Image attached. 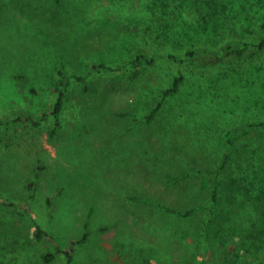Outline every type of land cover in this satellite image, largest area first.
I'll list each match as a JSON object with an SVG mask.
<instances>
[{
	"label": "rangeland",
	"instance_id": "374dc122",
	"mask_svg": "<svg viewBox=\"0 0 264 264\" xmlns=\"http://www.w3.org/2000/svg\"><path fill=\"white\" fill-rule=\"evenodd\" d=\"M91 1L86 8L85 0H0V115L20 118L0 126V199L15 205H0V264H44V253L55 244L48 239L33 242V219L63 248L86 229L90 232L74 247L73 264H145L146 257L148 264H250L249 257L264 258L263 129L258 159L245 160L251 156L246 151L228 163L219 186L220 216L209 233L202 232L203 214L213 186L184 179L193 186V199L179 185H165L169 176L194 166H217L224 153L223 126L264 119L263 73L253 90L240 94L242 98L235 97L234 90L216 93L214 86L213 92L205 93L206 84L188 82L163 100L162 90L171 85L179 68L185 75L195 71L160 57L161 52L179 48L176 40L161 36L159 44L148 42L136 21H122V12L111 7V0ZM215 1L184 0L180 22L210 24L213 33L202 38L204 44L232 37L251 40L237 28L235 6L245 2L242 9H252V16L262 20L264 0ZM124 2L130 12L140 7L139 0ZM98 18L114 24L99 26ZM106 29L124 40L119 44L123 46L100 54L97 48L111 41ZM139 52L156 54L154 65L141 67L133 61ZM94 56L108 66L124 62L126 67H104L88 82L71 77L61 125L54 131V69L66 63L71 75L84 74ZM44 67L37 79L33 72ZM20 72L26 78H18ZM205 77V72L199 74V79ZM189 99L209 102L199 105L206 114L192 110ZM211 104L223 115L208 108ZM31 117L39 123L25 121ZM246 142L253 148L258 140ZM147 198L201 209L193 217L166 223L171 233L160 229L164 221L155 213L161 211ZM63 256L50 264H66Z\"/></svg>",
	"mask_w": 264,
	"mask_h": 264
},
{
	"label": "trees",
	"instance_id": "16d2710c",
	"mask_svg": "<svg viewBox=\"0 0 264 264\" xmlns=\"http://www.w3.org/2000/svg\"><path fill=\"white\" fill-rule=\"evenodd\" d=\"M124 1L125 0H111L110 5L113 9L122 12L121 14H119V17L123 22L133 23L134 21H136L139 28L145 33V35L148 36V42L150 41L155 42V44H159L158 42L162 40L161 36H164L165 39L167 38L168 41L176 40V44L179 48H176V51L169 50L165 51L164 53L161 52L160 57H164L170 63L177 62L179 65L183 64L184 67L186 65L195 67V69H193L195 71H193L190 75H185V72L182 70V68H179V73L176 74L171 85L162 90L163 100L166 99V97L179 92L184 84L188 82L192 83H188L189 86L197 83L201 84L199 86H204L202 84H206V87L203 88L205 93L213 92L211 89V87L213 86L214 92L217 93L218 91L221 94H227V90H234L237 93L235 97H237L238 95L244 93L245 90H253L251 88H254L259 77H261V73H263L264 77V19H255L251 14L252 9L251 11L242 9L243 3L245 4V2H242V5H240L238 0H235V3L238 2L239 4L237 3V5L235 6L236 10L233 13V19L236 20V25L239 31L246 36L252 37V39L248 40L243 37H232L222 43L210 42L204 44L202 43V38L210 37L213 33V28L210 27V24L205 25L201 22H186V20L180 22V19L182 20V18L180 17L185 16L184 14H182L184 0H139L140 7L134 9L133 12H130L129 10L124 8ZM210 1L213 2L215 0ZM91 2L93 3L94 1L92 0ZM89 3L90 2H88V0H85L84 5L86 6V8L88 7L87 4ZM249 3L256 5L259 4V2ZM99 8L100 6L96 9V11L99 10ZM90 19L92 20V17H90ZM99 22H102L103 24ZM96 23L97 25L105 26L106 28H108V26L110 25L112 27L114 24V22L112 23L109 20L102 21L99 18L97 19ZM172 30H175L173 34L170 33ZM107 33H109V36L107 37H109L111 41L109 45L97 48V51H99L100 54H102V50H107L110 48L119 49L123 46H120L119 44L124 40H118L110 32V29L105 32L106 35ZM178 35H182V39L176 38ZM197 41H199L201 44H196ZM93 46L94 44L92 43L90 47L92 48ZM181 49L184 50L181 54L182 56L179 55V51H181ZM59 52L60 51H57L56 53ZM51 54L52 53L48 51V56H51ZM156 57V54H153L152 57H149L148 53L139 52L136 54L134 58L135 60L133 61H137L136 63L140 62L141 67L146 64L154 65ZM220 66L223 68H221ZM104 67L110 70H123L125 69L126 65L124 62H117L115 65L108 66L102 60V58H100L99 56H94V58L91 60V68L84 74L71 75L66 63H61L56 66V68L54 69V77L56 80L55 89L57 91V97L52 106V114L55 118L54 131H57V129L61 125L60 118L62 110L64 108L65 94L67 92L66 89L69 84V79L72 77L73 80L79 82H88L92 74H95ZM45 69L46 67L39 68L38 70L33 72L34 76L37 79H40L44 75ZM212 70L214 71V73H212ZM203 72L206 73V77L201 80L199 79V74ZM17 77H21L23 79L26 78L25 74H23L22 72H20ZM192 79L197 80L192 82ZM163 100L158 102V108L161 107ZM216 101L219 102L218 99H216ZM187 103H189V106L192 110L194 109L197 114L202 115L206 114V111H204L205 109H202V107H200L199 105H206L209 102H207L206 100L205 102L200 100L191 102L189 99ZM243 103L244 102L240 104ZM211 106H209L208 108L216 111L217 115H223L219 107L213 108L216 106L213 104H211ZM158 108H155L153 110V112L149 115V118L153 117ZM221 119H225V117ZM13 120H20V118L17 117L14 119L10 115H0V126L9 125ZM25 121H30L33 123V125H37L39 123L38 119L32 117L28 119L26 118ZM262 129L264 130V119H260L259 117L251 120L246 119L240 120L238 122L233 121L229 124H226V126H223L220 130L222 131V145L224 148V153L215 168H207V166H194L193 168H190L188 170L186 169L177 175L169 176V179L166 180V186L179 185L181 187V190L184 189L183 191H185V193H189L193 199L195 198V191L192 188L193 186H190L184 179L196 178L205 188L213 186L210 193V202L206 207V212L203 214V233H209L220 216L219 186L221 179L224 178L225 169L227 168L228 163L233 160V157L236 153H238V156H240L246 151H248V153L251 152V156H248L245 160H250L253 158L258 159L259 130ZM252 138L258 140V142H256L257 145H254L253 148L249 145L250 142H246ZM5 173V175L7 176L8 173ZM32 185V182L29 183L30 187H32ZM147 201L149 203H153L161 211L158 212L156 210L157 213H155L160 221H164L163 223H159L161 226L159 224H156L154 220H149V223L151 222L152 226L158 225L160 226L161 230L166 223H178L177 221L181 220L182 218H190L195 216L201 209L199 205L189 203L182 205L171 204L163 200H153L150 198H147ZM48 202L51 201L47 200V203ZM3 204L7 206L14 205L13 202H9L7 200L1 201L0 199V205ZM33 223L34 243L43 241L44 239H48L55 244L54 250H47L44 253V264H50L52 260L60 254L64 255L63 259L66 260V264H73L72 258L73 252L75 251L74 247L76 245L84 243L90 235V232L86 229L79 238L72 239L69 246L63 248L62 246H60V244L55 242L53 235H51L48 231H46V229H44L40 226V224L37 223V220L33 219ZM164 229H166L167 232H173L171 227H164ZM177 230L179 229L177 228ZM160 234H162L161 231ZM147 259L149 258L146 257L143 259L145 264H148L149 262ZM247 261L250 264H264V258L249 257L247 258Z\"/></svg>",
	"mask_w": 264,
	"mask_h": 264
}]
</instances>
